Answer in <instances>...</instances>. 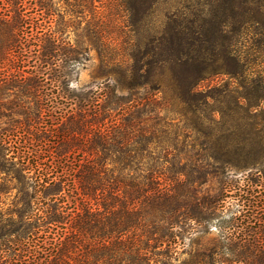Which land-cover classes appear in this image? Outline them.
Segmentation results:
<instances>
[{
  "label": "trees",
  "instance_id": "trees-1",
  "mask_svg": "<svg viewBox=\"0 0 264 264\" xmlns=\"http://www.w3.org/2000/svg\"><path fill=\"white\" fill-rule=\"evenodd\" d=\"M50 1L30 0L36 19L21 0L0 6V97H40L44 83L68 86L74 63L87 59L86 48L57 43L52 32L30 43V28L50 14ZM93 1L73 0V13ZM113 1L128 14L127 34H149L144 21L160 0ZM169 1L162 0L161 28L145 42L128 38L112 46L99 27L86 30L96 34L89 41L99 57L95 76L103 78L95 88L57 92L77 100L79 110L63 113V135L48 150L49 170L29 185V204L41 213L0 219L1 263L33 264L41 257L63 264L156 263L216 219L218 239L192 249L191 264H264V149L252 141L228 143L221 133L223 102L235 91L228 84L201 85L220 75L237 80L244 94L228 100L237 114L231 131L254 133L264 125V74L252 67L258 58L264 63V0ZM245 31L257 35L254 56L238 47ZM79 126L85 132L75 136ZM184 140L190 149L175 145ZM44 141L35 142L47 146ZM7 143L0 138V173L27 177L29 164L9 156ZM253 164L256 180L248 178V194L234 195L227 217L221 204L233 181H221L216 192L198 188L227 166ZM57 229V237L49 236Z\"/></svg>",
  "mask_w": 264,
  "mask_h": 264
},
{
  "label": "rangeland",
  "instance_id": "rangeland-1",
  "mask_svg": "<svg viewBox=\"0 0 264 264\" xmlns=\"http://www.w3.org/2000/svg\"><path fill=\"white\" fill-rule=\"evenodd\" d=\"M14 1L15 0H0V6L3 4V6H6L7 2H10V4H12L10 5L11 8ZM21 2H23L25 11L29 12L28 15L31 18H39L38 12L36 10L32 11V7L36 6L35 3L32 4L30 0H21ZM50 2V14L39 21L40 25L36 27L35 24L34 27L30 28L28 33L32 37L30 43L36 42V37H44L45 35L47 36L49 32H52L54 33L52 35L58 39L57 43L60 41L59 43H62V45L86 48L87 59L74 63L75 67L70 72L68 86L62 84L57 87L53 84L44 83L40 89L43 95L40 97L21 94L13 95L14 93H10L12 95L9 96L0 97V138L8 140V155L15 156V161L18 159L25 160L30 168L27 177L20 179L12 176V174L6 175L3 172L0 173V219H5L7 217L15 218L18 214L23 213H41V211L36 209L34 203H32V205L29 204V195L32 193V188L29 185L32 180L38 176L37 173L41 175L42 172L44 173L45 168L49 170V167L46 165H50V160L52 159L49 157L48 150L53 143H56L58 140L57 137H62L63 135L64 126L61 125L62 121H65L63 113L71 107L74 109V115H76V112L79 110V103H77V100L63 98L58 96L57 92L75 93L86 85L95 88L96 81L98 83L103 78L95 76L99 66V57L96 47L89 41V38H92L96 34H86V30H91L93 28L97 29L99 27L102 29V34L98 35L102 36L103 42H110L112 46H119L121 41L127 40L128 38L143 40V42H145L148 37L156 35L157 31L161 28L163 13L167 7L162 0L153 7L151 14H149L144 21V25L147 24L149 28V34H127V25L129 24L128 14H126L121 5L115 3L113 0H94L88 8L82 9L81 13H73V0H51ZM169 3L170 1L168 0V4ZM41 14L44 15L43 13ZM57 29H59L60 32H55ZM256 39L257 35L252 31H245L240 35L238 47L242 52H249L251 56H254L253 43L256 42ZM30 49H34L33 45ZM32 53L33 51L30 52V57L27 58L28 62H26L25 70L30 68V64L33 63L31 59V56H33ZM260 60L262 59L258 58L256 60L257 62L252 66L255 74L257 71H261L264 74V63H261ZM218 84H228L230 91H235L229 92L227 98L223 102L226 113L225 125L221 133H223L224 137L226 136L228 143H230L231 146H237L252 141V147L264 149V125L262 122L260 123L259 130L254 133L232 132L230 129V125L232 124L231 120H233L232 116L236 119L237 114H233L230 110L228 106L230 103L228 100L231 99L230 97L236 96V92H238V94H244V88L239 86L237 80L231 79L225 75L212 77L204 81L201 85ZM17 91L18 89L15 88L10 92ZM122 92L124 93L125 91L122 90ZM62 115L63 119H60ZM77 118L78 116L75 117L74 121H76ZM89 119L91 118L88 117V120ZM84 130L85 129H83V131L80 130L79 126V128L74 131V135L80 136L84 134ZM39 138L46 139L44 142L48 145L45 146L44 143H41L37 146L35 141ZM242 139H246L245 142ZM180 141H182L181 138ZM190 143L189 140H184L183 143L178 142L175 145L180 149H190ZM70 160H72V158ZM36 162L41 164H37L36 166ZM107 162L109 163V161ZM108 167H110L109 164ZM257 168L258 164L248 165L246 167L227 166L219 171L220 174L217 177L208 176L207 181L198 188L202 192H216L221 185V181H233L234 186L231 187L229 191L225 192L226 196L221 204L223 205L221 209H224L223 214L228 216L229 213L233 211L231 205L237 201L234 195L236 193L238 194V192L241 193L242 190H245L243 194H248L247 191L251 188L248 178H254L256 180ZM196 185L197 183H194V186ZM46 201L48 200L46 199ZM46 207H48L47 204H40L39 206L41 210ZM215 221L216 219L210 223L206 233L200 235L197 232H192L190 235H187L185 247L182 248L179 245L176 249L177 253L174 254L171 259L157 258L158 261L155 263V258L151 260L150 264H161V262L165 264H191L193 258L188 253L192 249L209 244L218 239ZM57 230H54L49 236L57 237L60 233V230ZM87 236L89 238V235ZM51 241L52 243L54 242L51 238L47 239V246H52V244L50 245ZM34 261L33 264H63L61 261L51 262V259H45V257L37 258ZM69 263L72 264L74 262L69 261ZM0 264L10 263L0 262ZM17 264L24 263L18 262Z\"/></svg>",
  "mask_w": 264,
  "mask_h": 264
}]
</instances>
